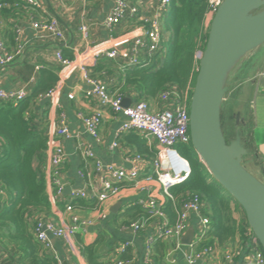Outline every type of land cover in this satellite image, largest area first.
<instances>
[{
    "label": "crops",
    "instance_id": "obj_1",
    "mask_svg": "<svg viewBox=\"0 0 264 264\" xmlns=\"http://www.w3.org/2000/svg\"><path fill=\"white\" fill-rule=\"evenodd\" d=\"M39 1L42 6L40 10L26 7L7 17L0 16V40L13 52L17 50L18 45L23 47L22 54L14 63L0 66V88L6 91L24 88L30 94L37 85L41 72L46 69L58 72L60 79L54 88L57 90L56 97L38 99L32 108L36 123L49 133V141L54 138L60 142L67 154L66 163L59 170V177L65 190L62 198H58L55 195V187L52 186L55 169L50 165V151H48L46 180L53 213L47 222L66 227L71 223L72 216L90 222L89 225H82L73 236L51 238V247L45 246V249L56 256L59 264L64 262L90 264L84 254L85 247L97 245L99 260L105 264H116L123 257V253L119 250L124 244L130 243L128 256L135 260L134 264H144V259L148 256L147 242L155 233L158 221L151 219L143 230L135 232L131 229V224L142 217L134 218L133 210L147 202L150 195L154 196L160 205L167 204L159 183L148 184L142 180L144 176L153 173L151 161L145 159L148 164L137 186L135 182L123 184L119 195L110 198L101 206L93 200L73 201L72 198L73 191L87 190L89 182L97 183L101 178V174L96 170L95 161L84 158L80 150L81 146L90 147L96 159L105 164L123 167L128 171L133 169L131 159L137 155L136 147L129 141L133 132L120 134L127 123V118L100 106L96 98L85 97V93L90 91L92 86L85 81L81 67L87 65L90 73L99 59L98 54L118 47L121 50L129 48L137 35L138 28L131 27L127 32L119 30L118 34H116L118 25L112 32L108 30L105 21L109 12L115 7L116 0ZM131 4L139 7L141 21L143 18L153 19L157 14L155 0H135ZM49 18L59 20L61 29L65 33V40L42 37L33 27L34 23ZM83 27L87 28V37L82 31ZM64 47L73 50L76 54L70 69H65L57 58V52H63ZM251 54L246 63L236 71L237 73L231 75L228 85L229 92L233 95V106L241 115L244 133L251 145L248 150L249 155L244 160L245 165L264 183V45ZM120 60L127 63L126 59ZM98 81L109 87L107 79ZM70 94L75 95L74 100L69 99ZM111 94L129 99L131 106L138 102L135 93L127 96L118 92ZM150 104L154 112L163 108V104L159 101H151ZM97 111L103 114L100 142L87 134L80 117V114L90 116ZM62 114H66L68 119L69 138L57 135ZM138 135L145 139L141 134ZM147 142L150 149L158 152L159 146L156 142ZM114 143H117L118 147H113ZM84 174L86 178L83 177ZM147 187L149 189H146ZM75 202L74 211L68 212L67 205L70 203L75 205ZM37 218V216L30 218L32 229ZM199 227L200 220L193 215L187 232L192 228L197 232ZM100 240L101 243L98 245ZM161 243L164 247L157 242L153 247V254H156L157 250L161 251L165 255L164 264H188L187 247L178 250L173 239L161 240ZM9 244L10 247L14 246L13 243ZM228 251L230 252L228 249L216 248L214 254L206 258L205 264H223V255ZM236 252L239 253L238 256L234 253L236 264H245L248 257L246 249L240 247ZM11 257L0 244V264H17Z\"/></svg>",
    "mask_w": 264,
    "mask_h": 264
},
{
    "label": "trees",
    "instance_id": "obj_2",
    "mask_svg": "<svg viewBox=\"0 0 264 264\" xmlns=\"http://www.w3.org/2000/svg\"><path fill=\"white\" fill-rule=\"evenodd\" d=\"M26 7L29 6L22 0H0V16L7 17ZM210 12V0H170L168 12L162 19V47L148 58L145 67H128L124 60L100 57L92 67L90 77L107 79L110 93L118 92L124 96L137 94L138 102H158L169 91L175 93V100L184 101L185 97H192L200 67L196 55L204 52L207 46L210 31L207 19ZM142 23L140 17L127 15L118 25L116 34L123 30L127 32ZM62 50L65 58L71 61L75 59L73 50L65 47ZM59 79L58 72L46 69L41 72L37 85L23 102L0 103V188L7 193V199L0 208V244L17 264H59L56 256L45 249L35 234L37 222L48 221L53 212L46 180L49 133L36 123L32 112L40 96L53 90ZM241 134L249 150L251 145L244 130ZM129 141L136 147L137 155L154 162L157 152L150 149L146 139L134 132ZM176 147L189 161L192 170L185 182L171 190L175 200L169 201L163 208L170 224L177 221L180 206L191 196L199 195L205 205L204 213L210 219L208 233L199 248L228 249L237 254L236 251L243 247L249 252L253 248L251 240L255 235L242 207L212 177L199 159L192 142ZM74 204L76 207V202ZM133 211L134 218H150L143 207L137 206ZM33 216L38 218L32 229L30 218ZM9 243L14 246L10 247ZM100 243L101 240L98 245ZM159 243L163 245L161 240ZM96 247H85L84 254L88 262L105 264L99 260ZM259 247L264 252L260 243ZM128 248L122 260L131 259ZM152 256L157 264H164L165 255L161 251L157 250Z\"/></svg>",
    "mask_w": 264,
    "mask_h": 264
},
{
    "label": "built area",
    "instance_id": "obj_3",
    "mask_svg": "<svg viewBox=\"0 0 264 264\" xmlns=\"http://www.w3.org/2000/svg\"><path fill=\"white\" fill-rule=\"evenodd\" d=\"M29 7L40 10L42 6L39 0H22ZM157 2V14L155 18H146L142 20V24L137 26V35L129 48L121 50L120 47L106 50L97 55V58L107 57L108 59L118 60L126 59L128 67H145L148 64V58L159 51L164 41V33L162 27V17L168 12L170 0H155ZM225 0H210L211 12L207 19L209 25ZM139 17V7L132 5L130 0H116L115 7L109 12L105 25L110 32L119 25L126 17ZM142 19V18H141ZM33 27L40 32L42 37H50L59 41L65 40V33L62 31L60 22L56 18L43 19L42 21L33 24ZM136 28V27H135ZM83 33L87 37V28H82ZM23 52V47L18 45L16 51H10L6 44L0 40V66H8L16 61ZM203 52H198L196 55L197 61H200ZM57 58L65 69H70L73 66V61L64 57L61 51L57 52ZM85 81L92 86L90 91L85 93L87 98H96L100 106L111 109L115 114H121L127 118V123L124 125L121 135L125 133H139L147 141L156 142L159 146L157 156L152 163L153 173L146 175L142 180L148 184L157 182L161 186L162 192L167 200L174 201V196L171 190L185 182L191 174V165L180 152L175 148L178 144H190V111L188 106V96L184 101L173 99L175 93L172 91L165 92L160 103L163 108L154 112L152 105L145 101H139L134 105L126 108L123 106L124 97L121 95L111 94L108 90V85L90 77L87 65L81 67ZM57 95V90L53 89L48 93L40 96V99H54ZM29 96L26 89L6 91L0 88V103H15L23 102ZM70 100L75 99L74 94L69 95ZM173 99V100H172ZM80 117L85 125L86 132L96 141H101L100 129L103 123V114L100 111L93 115L85 116L80 114ZM57 135L62 138H69L68 119L66 114L61 116V125L57 130ZM48 151H50V165L55 169L53 174L52 186L55 187V195L62 198L65 186L60 179V168L66 163L67 154L63 145L57 140L51 139L48 143ZM113 147H118L117 143ZM80 150L84 158L94 160L96 170L101 174V178L97 183L89 182L87 190H76L72 192L73 201L77 200H93L98 206L105 204L110 198H113L121 192L123 184L127 182H135L136 186L140 180L144 168L147 166L145 158L136 155L131 159L133 169L126 170L123 167H117L112 164H105L96 159L92 149L87 146H81ZM86 178V175H83ZM146 189H149L147 187ZM7 199V193L0 188V208ZM140 206L145 208L150 215V218L140 220L131 224V229L135 232L143 230L151 219L158 221L157 228L153 236L147 242V254L144 259V264H157L153 258V247L160 240L173 239L176 241L177 249L187 247L186 259L188 264H205L206 258L212 256L215 252L214 248L202 247L200 244L208 233L210 219L205 215V205L199 195L191 196L185 201L178 210V218L174 224H170L168 218L163 212L165 204H159L156 198L149 196L148 201ZM75 207L73 204L67 205V211L72 213ZM193 215H196L200 220V227L195 234L194 240L190 246H185L182 243L183 237L186 235L189 228V222ZM104 217V216H103ZM90 222L82 221L79 217L72 216L71 223L66 227H60L53 222L39 220L35 227V234L40 243L47 248L51 247V238L61 239L67 236L75 235L79 228L83 225H89ZM247 262L245 264H264V252L259 247V242L256 237L251 240ZM130 243H126L119 250L124 253ZM239 254V253H238ZM237 254V256H238ZM236 256L233 252H226L223 255V264H236ZM134 259H120L116 264H134Z\"/></svg>",
    "mask_w": 264,
    "mask_h": 264
},
{
    "label": "water",
    "instance_id": "obj_4",
    "mask_svg": "<svg viewBox=\"0 0 264 264\" xmlns=\"http://www.w3.org/2000/svg\"><path fill=\"white\" fill-rule=\"evenodd\" d=\"M263 45L264 0H225L210 24L191 99L189 128L199 159L242 207L264 250V183L245 165L249 151L241 131L229 143L222 121L231 74L249 54ZM123 106L129 108L131 101L124 99ZM240 117L238 113V122ZM195 233L193 228L186 233L182 240L185 246L192 244Z\"/></svg>",
    "mask_w": 264,
    "mask_h": 264
},
{
    "label": "rangeland",
    "instance_id": "obj_5",
    "mask_svg": "<svg viewBox=\"0 0 264 264\" xmlns=\"http://www.w3.org/2000/svg\"><path fill=\"white\" fill-rule=\"evenodd\" d=\"M210 24L208 26H210ZM251 55L252 54H249L245 58V60H243L237 66V68L233 71V74H231V75H234L235 73H237L236 71H238V69L244 63H246V61L251 57ZM230 83H232V81ZM232 96L233 95L229 92L227 97H226V101L224 102L223 110H222L223 129H224V133H225L226 139H227V141L229 143L234 141V139L236 137V133L238 131H243L244 130L243 122L241 120V117L239 119L240 122H238V118H237L238 112L236 111L235 107L233 106V103H232L233 97ZM191 99H192V97H189V99H188L189 111H190ZM175 148L177 149V147H175Z\"/></svg>",
    "mask_w": 264,
    "mask_h": 264
}]
</instances>
